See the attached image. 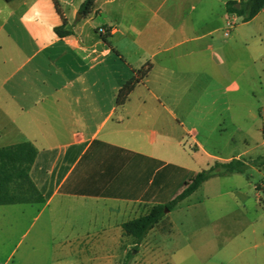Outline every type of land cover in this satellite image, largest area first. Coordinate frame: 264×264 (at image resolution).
<instances>
[{
  "label": "crops",
  "instance_id": "crops-1",
  "mask_svg": "<svg viewBox=\"0 0 264 264\" xmlns=\"http://www.w3.org/2000/svg\"><path fill=\"white\" fill-rule=\"evenodd\" d=\"M83 1L0 0V148H35L28 175L43 202L32 204H41L39 213L47 209L55 230L100 234L55 244L61 262L112 264L110 234H123L122 223L169 201L191 176L157 155L169 147L175 115L165 103H174V89L228 78L242 54L263 69L256 114L264 117V8L243 22L225 11L226 2L239 0H95L81 17ZM62 20L68 33L57 35ZM99 27L110 32L100 35ZM135 78L139 84L118 102L121 87ZM141 87L150 96L132 99ZM192 141L217 161L250 150L220 158ZM155 229L161 232L159 222ZM218 254L223 261L199 253L196 261L264 264V250L245 244H222Z\"/></svg>",
  "mask_w": 264,
  "mask_h": 264
},
{
  "label": "rangeland",
  "instance_id": "rangeland-1",
  "mask_svg": "<svg viewBox=\"0 0 264 264\" xmlns=\"http://www.w3.org/2000/svg\"><path fill=\"white\" fill-rule=\"evenodd\" d=\"M239 61L229 77L216 84L208 82L206 88L188 92L174 89V103H165L175 115L168 121L169 147L157 155L189 169V175L216 161L197 150L192 139L220 158L238 155L244 149L250 150L242 158L264 155V117L256 114L257 78L263 69L245 62L242 54ZM148 96L142 87L131 94L132 99ZM185 181L187 178L182 183ZM40 208L41 204L0 206V264H71L61 262L55 244H75L76 238L85 241L91 236L97 240L100 235L55 230L54 219L47 209L39 213ZM159 226L161 232L149 231L138 245L131 237L111 233L110 238L116 240L112 264H183L184 258H194L191 264H200L198 253L204 259L223 261L222 255H214L222 244H245L262 252L264 168L250 166L242 174L208 179L173 213L162 217Z\"/></svg>",
  "mask_w": 264,
  "mask_h": 264
},
{
  "label": "trees",
  "instance_id": "trees-1",
  "mask_svg": "<svg viewBox=\"0 0 264 264\" xmlns=\"http://www.w3.org/2000/svg\"><path fill=\"white\" fill-rule=\"evenodd\" d=\"M95 0H84L78 9L81 17L88 16L94 8ZM56 10L57 6L54 3ZM238 5V7H237ZM264 8V0L228 1L227 14H234L243 22L249 21ZM65 22L54 28L57 35L68 33ZM141 74L140 77H143ZM140 79L127 81L117 94V101L123 103L130 92L139 84ZM36 156L35 148L28 142L0 148V206L32 204L43 202V197L29 178L28 171ZM264 168V155L253 159L232 158L228 161H215L207 169L191 175L180 192L163 205H155L146 214L122 223V233L133 239L134 245L140 244L147 233L162 219L164 209L171 210L178 202L191 195L205 181L212 177L232 173L242 174L248 167ZM257 189V188H256Z\"/></svg>",
  "mask_w": 264,
  "mask_h": 264
},
{
  "label": "built area",
  "instance_id": "built-area-1",
  "mask_svg": "<svg viewBox=\"0 0 264 264\" xmlns=\"http://www.w3.org/2000/svg\"><path fill=\"white\" fill-rule=\"evenodd\" d=\"M97 32L100 34V35H106L110 32V28H106V27H99L97 29Z\"/></svg>",
  "mask_w": 264,
  "mask_h": 264
},
{
  "label": "flooded vegetation",
  "instance_id": "flooded-vegetation-1",
  "mask_svg": "<svg viewBox=\"0 0 264 264\" xmlns=\"http://www.w3.org/2000/svg\"><path fill=\"white\" fill-rule=\"evenodd\" d=\"M124 257H125V262H126V259H127V256H126V254H125V256H124Z\"/></svg>",
  "mask_w": 264,
  "mask_h": 264
},
{
  "label": "water",
  "instance_id": "water-1",
  "mask_svg": "<svg viewBox=\"0 0 264 264\" xmlns=\"http://www.w3.org/2000/svg\"><path fill=\"white\" fill-rule=\"evenodd\" d=\"M237 7H238V5H237ZM164 212H167V209H164Z\"/></svg>",
  "mask_w": 264,
  "mask_h": 264
}]
</instances>
